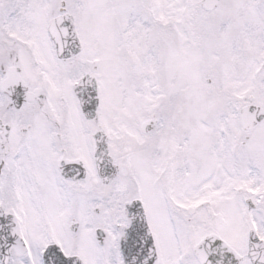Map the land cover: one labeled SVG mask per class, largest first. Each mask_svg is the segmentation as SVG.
Wrapping results in <instances>:
<instances>
[{
    "label": "snow or ice",
    "instance_id": "1",
    "mask_svg": "<svg viewBox=\"0 0 264 264\" xmlns=\"http://www.w3.org/2000/svg\"><path fill=\"white\" fill-rule=\"evenodd\" d=\"M0 264H264V0H0Z\"/></svg>",
    "mask_w": 264,
    "mask_h": 264
}]
</instances>
